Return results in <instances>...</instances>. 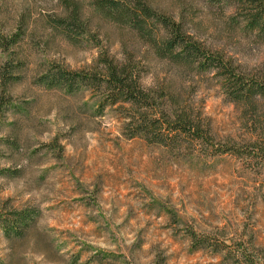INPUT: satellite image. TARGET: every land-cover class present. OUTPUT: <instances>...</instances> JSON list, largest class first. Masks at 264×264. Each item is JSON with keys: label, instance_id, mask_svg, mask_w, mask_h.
<instances>
[{"label": "clouds", "instance_id": "1", "mask_svg": "<svg viewBox=\"0 0 264 264\" xmlns=\"http://www.w3.org/2000/svg\"><path fill=\"white\" fill-rule=\"evenodd\" d=\"M0 264H264V0H0Z\"/></svg>", "mask_w": 264, "mask_h": 264}]
</instances>
